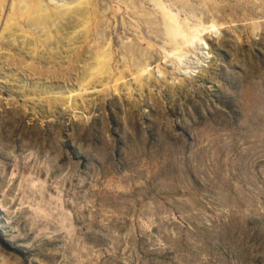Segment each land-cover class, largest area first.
Here are the masks:
<instances>
[{"label":"rangeland","instance_id":"1","mask_svg":"<svg viewBox=\"0 0 264 264\" xmlns=\"http://www.w3.org/2000/svg\"><path fill=\"white\" fill-rule=\"evenodd\" d=\"M60 1L0 0V264H264V0Z\"/></svg>","mask_w":264,"mask_h":264},{"label":"water","instance_id":"2","mask_svg":"<svg viewBox=\"0 0 264 264\" xmlns=\"http://www.w3.org/2000/svg\"><path fill=\"white\" fill-rule=\"evenodd\" d=\"M70 0H61L60 2L62 3H64V2H69ZM69 22H73V18H69V19H67V22H65L67 25L69 24ZM192 75V74H191ZM146 79L144 80V82L145 83H148L149 82V77H145ZM50 85L52 86V87H59L58 85H54V84H51L50 83Z\"/></svg>","mask_w":264,"mask_h":264},{"label":"bare ground","instance_id":"3","mask_svg":"<svg viewBox=\"0 0 264 264\" xmlns=\"http://www.w3.org/2000/svg\"><path fill=\"white\" fill-rule=\"evenodd\" d=\"M65 10V9H64ZM1 31V30H0ZM147 39V38H146ZM11 73L10 72H6L5 71V77H7V76H9ZM18 81H19V85H21V86H23L24 84H25V82H23V79L21 78V79H18ZM28 88V87H27ZM21 100V99H20Z\"/></svg>","mask_w":264,"mask_h":264}]
</instances>
